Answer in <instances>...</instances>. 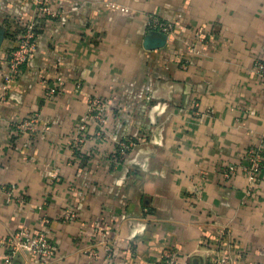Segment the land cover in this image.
<instances>
[{"label":"crops","instance_id":"0c3cea01","mask_svg":"<svg viewBox=\"0 0 264 264\" xmlns=\"http://www.w3.org/2000/svg\"><path fill=\"white\" fill-rule=\"evenodd\" d=\"M49 6L57 17L39 16L36 0H0V187L13 189L0 191V264L7 237L24 227L56 252L22 248L13 264H161L166 249L183 264H264V166L253 187L243 171L223 175L264 144V76L253 70L264 58V0ZM151 15L173 33L151 30ZM15 18H37L39 33L6 90ZM92 97L107 120L102 133L88 123L77 151ZM28 117L32 132L20 128ZM122 140L136 145L117 162ZM68 210L75 216L65 220ZM102 232L113 254L95 258L85 249Z\"/></svg>","mask_w":264,"mask_h":264},{"label":"built area","instance_id":"2783aa9c","mask_svg":"<svg viewBox=\"0 0 264 264\" xmlns=\"http://www.w3.org/2000/svg\"><path fill=\"white\" fill-rule=\"evenodd\" d=\"M37 11L39 16H46L54 18L58 16L57 10H52L49 6V0H36ZM107 6L111 7V3ZM12 33L15 38V45L10 49L6 61V70L4 72V87L7 90L10 83L16 81L21 76L24 68L29 63L34 49L37 45V37L39 31V21L37 18L23 20L15 18L10 21ZM149 27L151 30L162 32L164 34H172L174 31V24L168 20L161 19L158 15H151ZM197 36L201 41L206 39V32L204 29L196 31ZM189 48L193 52H199L196 46L190 45ZM188 61L183 62V67H186ZM254 72L260 76H264V58L258 60L253 68ZM34 118L28 117L21 124L20 128L28 131L33 130ZM106 109L102 98L92 97L89 100V108L86 114L81 119L80 125L76 131L73 147L80 151L84 143V133L90 121L100 125V133L103 132L106 123ZM136 142L131 140H122L118 142L117 149L114 153V159L117 162L124 160L134 148ZM246 163L241 165L230 164L224 167L223 175L229 179L234 177L238 171H243L248 179L250 186H255L258 181L264 166V144L250 145L245 151ZM0 191L8 194H13V189L6 185L0 187ZM22 198V197H21ZM75 216V212L68 210L65 213L64 219L69 220ZM47 220V219H46ZM103 240L98 241L95 245H91L85 249L95 258L101 256L110 257L113 254V248L110 243L105 240L107 234L102 232ZM5 244L7 245V252L5 254L6 264H13L17 253L20 249L24 248L38 254L42 257H49L55 254V244L50 240L44 232L35 233L27 227L13 232L7 237ZM103 252V253H102ZM161 264H183L178 257V253L174 249H166L163 253ZM204 264H232L231 260L227 257H220L213 261Z\"/></svg>","mask_w":264,"mask_h":264}]
</instances>
